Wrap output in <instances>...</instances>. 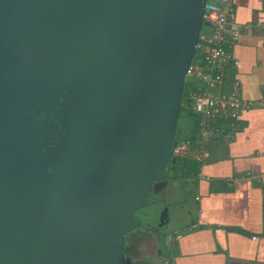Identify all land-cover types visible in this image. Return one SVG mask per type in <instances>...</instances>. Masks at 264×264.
<instances>
[{
    "label": "water",
    "instance_id": "water-1",
    "mask_svg": "<svg viewBox=\"0 0 264 264\" xmlns=\"http://www.w3.org/2000/svg\"><path fill=\"white\" fill-rule=\"evenodd\" d=\"M204 4L0 0V264H133L125 237L175 162Z\"/></svg>",
    "mask_w": 264,
    "mask_h": 264
},
{
    "label": "crops",
    "instance_id": "crops-1",
    "mask_svg": "<svg viewBox=\"0 0 264 264\" xmlns=\"http://www.w3.org/2000/svg\"><path fill=\"white\" fill-rule=\"evenodd\" d=\"M262 3L236 0L237 21H254ZM262 37L242 33L235 47L241 95L248 100L264 94ZM240 121L231 142L210 143L197 180H191L195 208L189 222L165 234L163 246L153 243L148 254L158 251L168 264H264V107L244 112ZM125 249L127 257L136 256L134 239Z\"/></svg>",
    "mask_w": 264,
    "mask_h": 264
},
{
    "label": "built area",
    "instance_id": "built-area-1",
    "mask_svg": "<svg viewBox=\"0 0 264 264\" xmlns=\"http://www.w3.org/2000/svg\"><path fill=\"white\" fill-rule=\"evenodd\" d=\"M262 1L254 21L239 23L236 0H205L203 19L211 27L203 28L196 47L200 57L192 60L186 73V79L194 81L197 88V92L189 98L198 116L197 140L194 145L189 141L176 144L174 157L192 159L202 164L212 141L231 142L242 129V114L264 107V94L257 100L242 97V85L237 75L239 61L235 56V47L242 33H260L264 36ZM230 76L227 83L226 79ZM164 264H168V261L164 260Z\"/></svg>",
    "mask_w": 264,
    "mask_h": 264
},
{
    "label": "rangeland",
    "instance_id": "rangeland-1",
    "mask_svg": "<svg viewBox=\"0 0 264 264\" xmlns=\"http://www.w3.org/2000/svg\"><path fill=\"white\" fill-rule=\"evenodd\" d=\"M191 124L192 120L185 118L179 121L178 128L184 133L183 129L188 128ZM169 174L168 176H171V171ZM190 182L168 177L165 188L155 195H150L146 205L134 214V219L139 227L125 237V244L129 242V239L130 241L134 239L138 251L135 252L136 256L129 257L133 264H157L158 251L155 252L156 255L150 252L148 254L150 246L155 242H160L163 246L165 234L172 233L176 228H180L189 222L191 217H188V215H192L195 208L192 201ZM164 208H167L168 223L163 225L160 232L157 233L152 230V226L158 224ZM161 260L164 264L165 259Z\"/></svg>",
    "mask_w": 264,
    "mask_h": 264
},
{
    "label": "trees",
    "instance_id": "trees-1",
    "mask_svg": "<svg viewBox=\"0 0 264 264\" xmlns=\"http://www.w3.org/2000/svg\"><path fill=\"white\" fill-rule=\"evenodd\" d=\"M198 57H200V53L199 50L196 49L193 60H195ZM230 79L231 76L226 79L227 83L230 81ZM195 92H197L195 82L187 78L185 80L181 106L179 109L177 130H179L180 133H178L175 136V139L177 141L176 144L186 141H189L192 145L196 143L197 133H198V128H197L198 116L193 111L189 101L190 95ZM185 118H190L192 120V124L188 128L183 129L184 130L183 133V131H181L180 128H178V125H179V121ZM200 165H201L200 163L192 159L175 157V162L169 163L166 174L167 177L179 178L184 180V182L187 180L188 181L197 180L198 175L200 174ZM170 171H171V176H168ZM138 227L139 225H137V228Z\"/></svg>",
    "mask_w": 264,
    "mask_h": 264
},
{
    "label": "flooded vegetation",
    "instance_id": "flooded-vegetation-1",
    "mask_svg": "<svg viewBox=\"0 0 264 264\" xmlns=\"http://www.w3.org/2000/svg\"><path fill=\"white\" fill-rule=\"evenodd\" d=\"M261 44V49H260V52H262V57H263V59H264V36L262 37V42L260 43ZM136 213V212H135ZM168 223V222H167ZM166 223V224H167ZM159 224H161V223H159V221H158V224H156V226H152V230H154V231H156L157 233H159L160 232V229H161V227L159 226ZM125 252H126V249H125ZM126 255H127V253H126Z\"/></svg>",
    "mask_w": 264,
    "mask_h": 264
}]
</instances>
